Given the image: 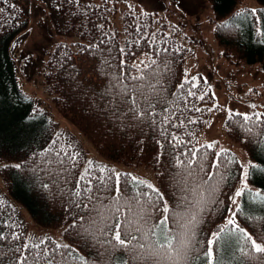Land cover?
<instances>
[{"label":"trees","instance_id":"1","mask_svg":"<svg viewBox=\"0 0 264 264\" xmlns=\"http://www.w3.org/2000/svg\"><path fill=\"white\" fill-rule=\"evenodd\" d=\"M256 1L257 5L252 7L238 5L239 0H209L214 21L213 33L224 46V55L231 58L233 50L228 48L234 46L236 58L258 60L264 67V0ZM55 4L63 17L62 22L58 21L60 28L57 29L62 32V37L55 40L42 62L43 81L54 105L93 141L100 152L115 160L150 164L154 169L153 178L150 182L127 168L117 170L107 162L87 159L70 133L58 127L44 106L33 100V95L24 93L18 80L12 46L20 34L27 30L29 8L24 0H0V8L3 9L0 12V174L6 186V191H0V230L6 236H20L19 241L9 239L0 245V264H9L10 259L24 254L9 251V246L45 239L67 244L78 254L100 264L92 241L78 234V230L82 223L88 222L89 214L95 215L90 213V209L96 203V196L116 195L114 191L108 192L101 188V178L109 187H114L115 172L130 173L158 188L172 208L182 195L176 184L180 178L176 174L182 169L175 166L174 158L178 156L185 159L183 152L192 148L201 149L202 145L209 144L196 142L195 130L203 121V100L198 99V94H210L211 91L200 73V76H195L199 78L195 81L198 87L193 89L196 96L187 95L188 85L180 88L185 79L192 80L194 76L184 75L183 60L188 45L178 38L181 29L179 24L165 21L156 8H146L143 11L126 12L124 22L113 26L106 10L108 5L102 1L55 0ZM237 13L242 15L237 16ZM166 22L168 29L165 27ZM226 22L236 27L222 28L221 25ZM121 49L124 51L121 52ZM153 60L156 61L155 65L151 63ZM154 68L159 69L160 83L155 80L151 82L156 85L159 96L168 103L148 109L149 113L156 115L136 119L129 111L133 105L121 101L120 88L127 86L128 96L139 98L138 111H144V97L132 91V86L141 81L129 77L145 75ZM113 76L119 77V80L113 79ZM1 90L7 94H1ZM152 91L144 88L146 94ZM150 98L155 103L156 97ZM196 108L201 111H196ZM232 112L253 116L256 113ZM165 117L170 122H166ZM240 119L234 116V121ZM226 123L228 134L243 145L252 159L248 165V188L245 195L239 198L238 206L233 209L239 207L242 210L237 211L235 219L257 242L264 243V202L252 198L257 192L264 196V172L252 168L253 164L264 168V136H249L233 121H229L228 115ZM161 128L187 142V146L173 148L169 143L171 136L165 139L161 135ZM253 131L255 133L258 130ZM53 141H56L55 145ZM61 149L74 156V164L64 157L63 152L60 158L65 160V164H59L56 152ZM221 149L228 150L235 159L226 166L222 164L217 173L211 165L215 160L214 153ZM207 151L208 155L200 158L205 171L199 172L193 165L198 173L196 179H206L209 171L216 173L210 181L216 188L214 203L208 204V210L204 212L197 228L196 238L204 242L198 245L200 248L207 247L211 233L226 224L230 217L228 206L234 183L241 171L240 161L230 148ZM89 161L93 166L88 187L95 193L91 201L87 199L89 194L84 192L86 182L79 181L84 169L89 167ZM17 164L21 167H14ZM104 166L114 171L100 172L99 169ZM109 175L112 176L111 181L107 180ZM126 179L122 175L121 183L124 184ZM43 184H47L48 188H43ZM98 188L99 192L96 191ZM123 190L136 191L131 182L124 184ZM75 192H80V196H75ZM8 195L25 203L37 222L62 225L63 239L51 234L40 239L27 238L18 207ZM82 216L86 218L84 221L80 219ZM159 217L160 212L153 211V219ZM234 248V238L229 237L226 243L222 242L218 254L225 258L226 264H257V261L243 257L238 252L233 256ZM121 254L120 251L114 254L113 264H117L116 257ZM197 264H202V259Z\"/></svg>","mask_w":264,"mask_h":264},{"label":"snow or ice","instance_id":"2","mask_svg":"<svg viewBox=\"0 0 264 264\" xmlns=\"http://www.w3.org/2000/svg\"><path fill=\"white\" fill-rule=\"evenodd\" d=\"M12 7H15V5ZM2 11L3 9L0 8V12ZM239 15L242 14L237 13V16ZM221 27L228 29L236 27V25L226 22ZM123 51L121 49V52ZM164 51L166 52L167 49ZM151 63L155 65L156 61L153 60ZM161 63L165 62L162 61ZM113 79L119 80V77L113 76ZM129 79L141 81V83L132 86V91L139 93L145 100V110L138 111L139 98L128 96L127 86L120 88L121 101L133 105L129 108V111L134 114V118L144 119L149 115L154 116L156 114L149 113L148 109L156 107L157 104L168 103L167 100L159 96V93L155 90L156 85L151 82L155 80L160 83L158 68H154L153 71L145 75L130 76ZM198 79L197 77H193L192 80L185 79L184 83L180 84V88L183 89L185 85H188L187 95L196 96L197 93L193 89L198 87L195 82ZM145 87L153 91L146 94L144 92ZM150 97H156L155 103L152 102ZM198 99L203 100L204 95H199ZM251 107L255 108L256 105L253 104ZM195 110L201 111L199 108ZM234 116L241 117V119L234 121ZM228 119L249 136H264V114L262 113H255L253 116L229 111ZM165 121L170 122L167 117H165ZM195 122L190 121V123ZM253 129L258 131L254 133ZM160 132L161 135L165 136V139H169V136H171L169 143L173 148H179L181 145L187 146V142L174 134L167 133L165 128H161ZM55 143L56 141H53V145ZM214 147V144L209 143L206 146H201L203 151L192 148L183 152L182 155L185 159H180L178 156L174 158L175 166L182 169V172L176 174L177 177H180L176 180V184L182 195L172 208L169 207L164 194L158 188L130 173L115 172L114 187H109L108 183L103 182V178H101V188L108 192L114 191L116 195L96 196V203L90 209V213H95V215L89 214L87 217L88 222L82 223L78 230V234H82L86 240L92 241V246L97 249L96 254L100 258V264H113L112 257L117 251L122 253L119 257H116L117 264H129V261H131V264H197L201 259L202 264H226L225 258L218 254V250L221 248L222 242L226 243L229 237L234 238L233 256L238 252L243 257L257 261V264H264V243L257 242L252 235L236 222L237 211H242L239 207H237V210L229 209L231 215L227 218L226 224L211 233L210 238L207 240V247H198L204 242L196 238L197 228L203 220L204 212L208 210V204L214 203L213 195L216 188L210 181L213 180L216 173L209 171L206 179H196L198 173L193 169V165H196L199 172H204V164L200 158L206 157L208 155L207 150ZM61 152L69 161L75 163L74 156L61 149L56 152V157L61 166L65 164V160L60 158ZM160 155H163V153ZM214 155L215 160L211 167L215 168L217 173L222 164L226 166L235 159L234 156L229 155V151L226 149H221L220 152L214 153ZM88 163L89 167L84 169L79 181L86 182L84 192L89 194L87 199L91 201L95 193L88 185L91 184L90 173L93 165L91 161ZM14 167L20 168L21 165L17 164ZM252 168L264 172V168H259L255 164L252 165ZM99 171L111 173L114 170L107 169L104 166ZM249 174L248 168H244L242 173L244 185L236 190L234 196L231 197L232 204L238 206L237 198L245 195L248 188L247 179ZM122 175L127 178L124 184L131 182L132 188L136 191L124 192V184L121 183ZM107 180L111 181L112 176L109 175ZM42 187L47 189L48 185L43 184ZM96 191L99 192L100 189L98 188ZM73 194L77 197L80 196V192ZM249 195L252 194L249 192ZM252 198L264 202V196L259 192L255 193ZM105 200H107V203H105ZM153 211H159L160 217L154 220ZM80 219L84 221L86 218L82 216ZM72 227L75 228L76 226L73 225ZM9 239L19 241L20 236L19 234L6 236L0 230V245L6 243ZM49 245L51 246L49 247ZM8 250L13 253H24L10 259L9 264H96V261H90L85 256L78 254L69 245H61L46 239L24 243L16 247L9 246Z\"/></svg>","mask_w":264,"mask_h":264},{"label":"rangeland","instance_id":"3","mask_svg":"<svg viewBox=\"0 0 264 264\" xmlns=\"http://www.w3.org/2000/svg\"><path fill=\"white\" fill-rule=\"evenodd\" d=\"M30 12V22L27 30L20 34L12 51L16 56L17 76L25 94L33 95L37 103L44 106L46 111L55 119L58 127L70 133L79 149L87 159L97 162H107L115 169L127 168L133 174L145 178L151 182L153 167L145 162H124L109 157L100 152L93 141L84 132L78 129L73 122L63 115L54 105L51 93L47 90L42 76V62L48 50L56 39L62 37L59 23L63 17L58 10L55 0H24ZM106 3L104 5L116 26L124 22L126 12L133 10L143 11L146 8H156L162 18L176 22L181 26L179 40L188 45L184 55V75L200 76L206 80L211 93L204 95L202 103L203 121L198 126L196 142H207L215 145V149L227 147L234 152L240 161V175L234 183V190L244 185L242 173L248 168L252 160L243 145L232 138L226 128V117L229 111L256 112L264 114V67L258 60L244 61L236 58L234 46L231 58L224 55L223 45L213 33L212 9L209 0H97ZM256 0H239L238 5H257ZM59 21V23H58ZM166 22V28L168 24ZM185 36H184V35ZM167 72V71H166ZM1 94H7L1 90ZM203 95V94H198ZM10 97V94H9ZM12 103H15L11 101ZM256 107L252 108L251 105ZM16 107V104H13ZM218 106V107H217ZM211 109V110H209ZM233 127V124H232ZM249 178L247 179L248 183ZM6 186L0 174V191H6ZM16 204L21 216L27 238L40 239L51 234L58 239L62 237V225L43 224L37 222L29 212L25 203L8 195ZM239 203V198H237ZM231 198L228 206L234 209ZM230 212L228 213V216Z\"/></svg>","mask_w":264,"mask_h":264}]
</instances>
